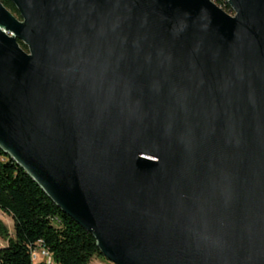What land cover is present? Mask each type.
<instances>
[{
  "label": "water",
  "instance_id": "obj_1",
  "mask_svg": "<svg viewBox=\"0 0 264 264\" xmlns=\"http://www.w3.org/2000/svg\"><path fill=\"white\" fill-rule=\"evenodd\" d=\"M10 1L0 149L103 257L264 264V0Z\"/></svg>",
  "mask_w": 264,
  "mask_h": 264
},
{
  "label": "trees",
  "instance_id": "obj_2",
  "mask_svg": "<svg viewBox=\"0 0 264 264\" xmlns=\"http://www.w3.org/2000/svg\"><path fill=\"white\" fill-rule=\"evenodd\" d=\"M2 4L14 15L19 13L10 0ZM217 5L223 0H214ZM228 12L229 5L222 6ZM23 49L26 45L18 40ZM0 211L13 222L10 233L0 220V264H32L30 249L38 241L56 264H89L103 257L93 235L64 213L9 155L0 149ZM39 264H46L40 262Z\"/></svg>",
  "mask_w": 264,
  "mask_h": 264
},
{
  "label": "built area",
  "instance_id": "obj_3",
  "mask_svg": "<svg viewBox=\"0 0 264 264\" xmlns=\"http://www.w3.org/2000/svg\"><path fill=\"white\" fill-rule=\"evenodd\" d=\"M211 1L214 2V0H211ZM223 2L224 3L220 4V5H217L215 2L214 3L217 6H219L220 8H222L223 5L227 4V2L225 0H223ZM227 13L233 14V11L231 10L230 7H229V11ZM38 244L39 245L37 247L30 249V259H31L32 264H37L39 262L49 264L51 262V257H50L48 250L41 243V241H38Z\"/></svg>",
  "mask_w": 264,
  "mask_h": 264
},
{
  "label": "rangeland",
  "instance_id": "obj_4",
  "mask_svg": "<svg viewBox=\"0 0 264 264\" xmlns=\"http://www.w3.org/2000/svg\"><path fill=\"white\" fill-rule=\"evenodd\" d=\"M0 220L6 226L7 230L11 233L13 231L12 218L9 215L4 214L3 212L0 211ZM4 242H5V240L0 237V245L3 244ZM39 263H37V264H39ZM49 264H56V263L51 261ZM90 264H114V263L108 261L105 257H102V258L101 257H94Z\"/></svg>",
  "mask_w": 264,
  "mask_h": 264
},
{
  "label": "crops",
  "instance_id": "obj_5",
  "mask_svg": "<svg viewBox=\"0 0 264 264\" xmlns=\"http://www.w3.org/2000/svg\"><path fill=\"white\" fill-rule=\"evenodd\" d=\"M91 261H92V260H91ZM91 261H90V263H91ZM90 263H89V264H90Z\"/></svg>",
  "mask_w": 264,
  "mask_h": 264
}]
</instances>
